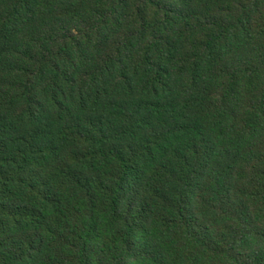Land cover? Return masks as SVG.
<instances>
[{
	"label": "trees",
	"instance_id": "16d2710c",
	"mask_svg": "<svg viewBox=\"0 0 264 264\" xmlns=\"http://www.w3.org/2000/svg\"><path fill=\"white\" fill-rule=\"evenodd\" d=\"M0 264H264V0H0Z\"/></svg>",
	"mask_w": 264,
	"mask_h": 264
}]
</instances>
